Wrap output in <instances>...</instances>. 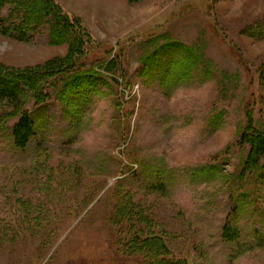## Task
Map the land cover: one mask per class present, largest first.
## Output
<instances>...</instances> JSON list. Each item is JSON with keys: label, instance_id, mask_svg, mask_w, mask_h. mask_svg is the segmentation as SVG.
Instances as JSON below:
<instances>
[{"label": "rangeland", "instance_id": "rangeland-1", "mask_svg": "<svg viewBox=\"0 0 264 264\" xmlns=\"http://www.w3.org/2000/svg\"><path fill=\"white\" fill-rule=\"evenodd\" d=\"M54 1L92 38L81 63L94 84L30 101L23 149L16 119L0 128V264H137L110 223L117 185L173 257L264 264V177L241 175L239 143L248 113L264 131V0ZM47 35L0 34V65L60 61L67 45Z\"/></svg>", "mask_w": 264, "mask_h": 264}, {"label": "trees", "instance_id": "trees-1", "mask_svg": "<svg viewBox=\"0 0 264 264\" xmlns=\"http://www.w3.org/2000/svg\"><path fill=\"white\" fill-rule=\"evenodd\" d=\"M137 2L141 0H128ZM0 34L17 41L29 42L40 30H48V43L52 46L66 44L68 52L60 61H48L32 69H13L0 65V128L15 120L11 128L13 143L23 149L34 135V124L26 105L45 103L57 82L62 83L61 96L82 93L94 84L93 70H82L81 59L91 43L90 35L78 18L69 16L54 0H0ZM113 61L107 68L114 67ZM113 65V66H112ZM8 109H10L8 111ZM239 143L248 146L241 165V175L253 173L260 167L264 177V131L254 126L251 115H246ZM37 165V164H36ZM45 171V170H44ZM115 204L110 223L116 228L119 252L126 257H140L137 264H188L172 256L162 236H144L136 229L135 219H143L140 210L134 208L133 197L119 185L115 187ZM222 237L236 239V232L224 226Z\"/></svg>", "mask_w": 264, "mask_h": 264}]
</instances>
